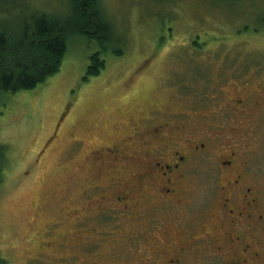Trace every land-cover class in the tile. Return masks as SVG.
<instances>
[{
	"label": "rangeland",
	"instance_id": "rangeland-1",
	"mask_svg": "<svg viewBox=\"0 0 264 264\" xmlns=\"http://www.w3.org/2000/svg\"><path fill=\"white\" fill-rule=\"evenodd\" d=\"M102 2L123 43L103 55L99 75L84 79L96 42L74 35L59 72L0 99V145L9 157L0 187V256L7 264H169L174 246L164 240L163 249L156 233L163 210L149 213L154 204L146 199L129 219L118 206L99 213L97 200L101 192L111 198L135 186L140 162L93 151L113 140L130 148L140 135L135 128L146 130L141 119L155 108L184 110L191 115L188 130L201 136L211 125L217 145L239 148L264 214V0ZM63 7L64 0H0V25L34 8L60 14ZM242 94L260 103L235 118L224 105ZM198 97L207 99L205 108L186 105ZM214 109L220 111L214 120L202 123ZM197 162L183 208L167 229L183 241L180 229L194 222L215 241L183 242L188 249L173 264H234L233 251L250 257L240 264H264V235L243 236L247 251L217 239L214 225L223 211L216 159Z\"/></svg>",
	"mask_w": 264,
	"mask_h": 264
},
{
	"label": "flooded vegetation",
	"instance_id": "flooded-vegetation-1",
	"mask_svg": "<svg viewBox=\"0 0 264 264\" xmlns=\"http://www.w3.org/2000/svg\"><path fill=\"white\" fill-rule=\"evenodd\" d=\"M240 84L246 80L241 79ZM240 97V98H239ZM250 95L242 94L230 97L227 100V107L235 118L247 116L246 110L253 104H259V100L252 101ZM207 99L198 97L192 105L196 110L206 107ZM181 105V104H179ZM219 110L209 111L204 116V121L214 120L215 113ZM141 120L148 122L146 130L135 128L134 134H140L133 138L132 146L123 145L121 141L112 142L101 146L93 153L106 156L123 163L140 162L136 185L118 190L111 198L107 193L101 192L97 198L98 211L103 214L112 210V206H118L119 212L129 219L140 214V207L143 202L149 199L154 205H149L148 211L163 210L166 213L165 222L157 229V241L164 246V240L174 246L175 258H168L169 264L179 263V256L185 253L188 247L184 243L195 244L200 241L214 240L215 238L206 235L194 222L192 227H182L184 240L175 238L177 232H169L167 220H174L176 213L183 208V198L188 190L185 183L190 179L193 172L192 165L200 162L203 158L210 161L215 157L217 171L219 174V197L223 216L219 213L218 223L214 228L217 239H223L228 244L235 242L241 244L243 251L249 250L251 244L243 240V236L264 235V214L262 213L261 199L256 191L254 179L249 173V161L242 156L239 148L228 149L225 146L217 145L216 136H211L213 131L211 125L201 131V136L196 135V129L188 130L191 121L190 113L184 110L162 111L151 109ZM236 120V119H234ZM197 162V163H198ZM121 178H119V181ZM94 199L88 203H92ZM107 201V204H106ZM100 216V215H98ZM174 222V221H172ZM219 235V236H218ZM172 236L174 242H172ZM219 249L221 248L218 247ZM233 254L235 259L232 263H247L249 256ZM253 255H258L253 254ZM240 258V259H239Z\"/></svg>",
	"mask_w": 264,
	"mask_h": 264
},
{
	"label": "trees",
	"instance_id": "trees-1",
	"mask_svg": "<svg viewBox=\"0 0 264 264\" xmlns=\"http://www.w3.org/2000/svg\"><path fill=\"white\" fill-rule=\"evenodd\" d=\"M74 35L95 41L99 47L90 55L84 79L99 75L106 65L103 55L123 43L102 0H64L63 13L34 8L13 25H0V99L35 89L59 72ZM196 44L201 46L197 40ZM8 158L7 146L0 145V187ZM0 264H7L2 256Z\"/></svg>",
	"mask_w": 264,
	"mask_h": 264
}]
</instances>
